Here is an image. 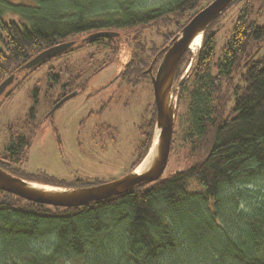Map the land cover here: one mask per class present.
I'll return each instance as SVG.
<instances>
[{"label":"trees","instance_id":"obj_1","mask_svg":"<svg viewBox=\"0 0 264 264\" xmlns=\"http://www.w3.org/2000/svg\"><path fill=\"white\" fill-rule=\"evenodd\" d=\"M210 1L0 0V83L57 43L76 39L77 47L102 42L117 49L124 37L131 54L120 75L137 85L149 78L156 54ZM240 2L227 37L214 25L225 10L205 30L197 57L192 60L189 49L179 62L176 83L192 62L177 89L170 151L177 147L184 104L183 164L166 168L155 181L84 205L40 203L0 189V264H264V188L251 197V187L264 183V24L254 9L264 7V0L233 4ZM103 29L120 34L84 40ZM146 29L158 38H147ZM47 75L59 80L52 67ZM87 83L76 86L84 90ZM156 113L154 102L129 171L151 146ZM35 114L33 106L26 124L33 125ZM32 142V135H13L0 153V166L55 186L101 183L21 170Z\"/></svg>","mask_w":264,"mask_h":264},{"label":"rangeland","instance_id":"obj_2","mask_svg":"<svg viewBox=\"0 0 264 264\" xmlns=\"http://www.w3.org/2000/svg\"><path fill=\"white\" fill-rule=\"evenodd\" d=\"M242 4H232L214 24L221 38L230 33ZM254 9L260 15L258 23L264 24V7L256 4ZM144 32L147 38H158L150 29ZM117 42V49L103 47L102 42L76 46L27 76L21 72L19 79L8 86V90H14L11 96L0 98V153L9 146L13 135L23 133L33 137L27 158L18 165L23 171L88 182H108L130 172L137 155V144L142 138L141 128L150 121L155 98L149 78L137 85L125 80L111 83L131 54L126 38ZM201 43L190 47L192 60L197 57ZM50 67L58 81L53 75L48 78ZM187 75L188 69L181 76ZM86 79V90L58 107L54 121H50L48 115L63 85L72 83L68 85L69 91L71 86ZM33 106L36 107L35 118L33 125H28L26 121ZM179 111L175 134L177 147L170 154L167 169L178 167L185 160L180 154L186 148H180L179 139L185 119L184 104ZM262 188L261 180L251 187V197L256 198V192Z\"/></svg>","mask_w":264,"mask_h":264},{"label":"water","instance_id":"obj_3","mask_svg":"<svg viewBox=\"0 0 264 264\" xmlns=\"http://www.w3.org/2000/svg\"><path fill=\"white\" fill-rule=\"evenodd\" d=\"M235 1L236 0H211L207 5L195 13V15L181 29L179 34H177L174 39L154 57L151 65L147 69V72H149L152 77L157 110L154 137L147 154L133 170L120 178L108 182L81 187L52 185L53 188H46L34 184L35 182H41L25 179L0 166V189L20 195L35 202L58 206H74L103 200L124 193L136 185L152 182L160 178L166 170L170 157L176 121L175 108L177 101L176 104L174 103L175 100H178L177 89L181 87L187 78L181 76L179 81L177 83L175 82L179 62L186 51L190 49L193 40L201 34V41H203L204 32L209 25L212 24V22ZM119 34L120 31L103 29L91 32L83 38L87 41L100 37H115ZM80 44L81 41L76 40L63 41L49 46L35 54L0 83V98L3 95L5 97V94L12 90H8V86L19 79V74L21 72L26 76L31 70L33 71V69L43 65L47 60L66 53L68 50L73 49ZM201 46L202 43L199 50H201ZM161 54L162 57L160 58ZM156 62H159V64L155 71L154 65ZM191 65L192 62H190L189 67L187 68L188 75ZM78 93L79 91L77 90L68 93L54 105L51 112H54L60 104L74 97ZM175 93L176 97H174ZM157 130L159 131L158 143L156 145V151L153 155L151 165L144 171H138V166L145 160L155 143Z\"/></svg>","mask_w":264,"mask_h":264},{"label":"bare ground","instance_id":"obj_4","mask_svg":"<svg viewBox=\"0 0 264 264\" xmlns=\"http://www.w3.org/2000/svg\"><path fill=\"white\" fill-rule=\"evenodd\" d=\"M201 39H202V36H201V34H199L193 40V42L191 44V47L194 46V45L197 46L198 44H200L201 43ZM158 133H159V131L157 130L155 143L152 146V148L150 150V153L147 155V157L145 158V160L138 166V168H137L138 171H144V170H146L151 165L153 155H154V153L156 151V145L158 143ZM34 184L41 185V186H44L46 188H53L52 186L45 185V184H40V183H36V182Z\"/></svg>","mask_w":264,"mask_h":264},{"label":"flooded vegetation","instance_id":"obj_5","mask_svg":"<svg viewBox=\"0 0 264 264\" xmlns=\"http://www.w3.org/2000/svg\"><path fill=\"white\" fill-rule=\"evenodd\" d=\"M129 58H130V57H129ZM154 70H156V68H155ZM120 72H121V71H120ZM120 72H119L118 76L114 77V79L111 81V83H112L114 80H115V81L118 80V82H122L123 79L121 78ZM147 74H148L149 78H151V81H152L151 74H150L149 72H147ZM120 78H121V80H120ZM119 80H120V81H119ZM152 85H153V84H152ZM63 87H64V88H63L62 90H60V92H59V94H58V97H57V99H56V101H55L54 104H56L60 99H62L64 96H66V95H67L68 93H70V92H73V91L77 90V91H79L78 94H80V93H82L83 91H85L86 88H87V86H86V88L83 90L82 87H79V88H78L77 86H71V88H70L69 91H68V85H67V84H64ZM78 94H77V95H78ZM66 101H67V100H66ZM66 101H65V102H66ZM65 102H63L62 104H60L58 107H61ZM58 107H57L56 109H58ZM55 111H56V110H55ZM55 111L49 113L48 118H49L50 121H54V114H55Z\"/></svg>","mask_w":264,"mask_h":264}]
</instances>
